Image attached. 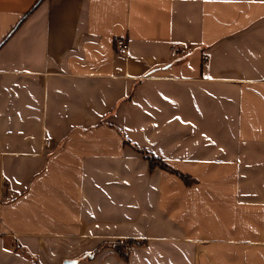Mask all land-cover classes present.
I'll return each instance as SVG.
<instances>
[{"label":"crops","instance_id":"obj_1","mask_svg":"<svg viewBox=\"0 0 264 264\" xmlns=\"http://www.w3.org/2000/svg\"><path fill=\"white\" fill-rule=\"evenodd\" d=\"M62 263L264 264L262 0H0V264Z\"/></svg>","mask_w":264,"mask_h":264},{"label":"trees","instance_id":"obj_2","mask_svg":"<svg viewBox=\"0 0 264 264\" xmlns=\"http://www.w3.org/2000/svg\"><path fill=\"white\" fill-rule=\"evenodd\" d=\"M144 156L149 162L150 169H153L155 167H159L161 169L175 173L178 176H180L185 182H189V177L187 175L179 173V172L175 171L174 169L170 168L167 164H165V162H163L159 158H157L153 155H150L148 153H145V152H144ZM141 243L142 242H137V241L131 240V239L121 240V241L120 240L119 241H111V242L101 244L98 248L95 249V252H98L99 250L108 247V248H111L113 251H115V253L119 257L126 258V256L128 255V252H129V248L133 245H140Z\"/></svg>","mask_w":264,"mask_h":264},{"label":"rangeland","instance_id":"obj_3","mask_svg":"<svg viewBox=\"0 0 264 264\" xmlns=\"http://www.w3.org/2000/svg\"><path fill=\"white\" fill-rule=\"evenodd\" d=\"M88 246H77V247H63L60 248V252L64 253L66 256H71V257H78V256H83V252ZM104 249V248H103ZM111 249V248H109ZM115 252V251H114ZM73 262V261H67V263ZM63 264V263H62Z\"/></svg>","mask_w":264,"mask_h":264},{"label":"built area","instance_id":"obj_4","mask_svg":"<svg viewBox=\"0 0 264 264\" xmlns=\"http://www.w3.org/2000/svg\"><path fill=\"white\" fill-rule=\"evenodd\" d=\"M127 41L124 38H117L114 42V49L119 54L127 53ZM175 50V49H174ZM181 52H184V49H180Z\"/></svg>","mask_w":264,"mask_h":264},{"label":"snow or ice","instance_id":"obj_5","mask_svg":"<svg viewBox=\"0 0 264 264\" xmlns=\"http://www.w3.org/2000/svg\"><path fill=\"white\" fill-rule=\"evenodd\" d=\"M262 2H264V0H262Z\"/></svg>","mask_w":264,"mask_h":264},{"label":"water","instance_id":"obj_6","mask_svg":"<svg viewBox=\"0 0 264 264\" xmlns=\"http://www.w3.org/2000/svg\"><path fill=\"white\" fill-rule=\"evenodd\" d=\"M64 264H67V263H64Z\"/></svg>","mask_w":264,"mask_h":264}]
</instances>
